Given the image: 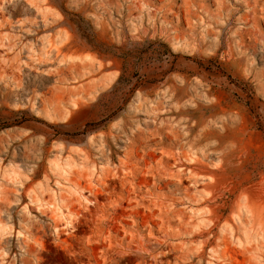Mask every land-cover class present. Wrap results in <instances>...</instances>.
<instances>
[{"label": "rangeland", "instance_id": "obj_1", "mask_svg": "<svg viewBox=\"0 0 264 264\" xmlns=\"http://www.w3.org/2000/svg\"><path fill=\"white\" fill-rule=\"evenodd\" d=\"M0 264H264V0H0Z\"/></svg>", "mask_w": 264, "mask_h": 264}]
</instances>
